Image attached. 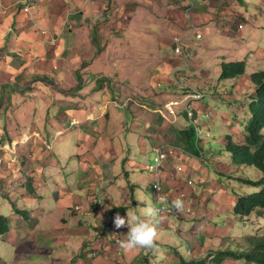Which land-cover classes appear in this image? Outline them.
Here are the masks:
<instances>
[{
    "label": "rangeland",
    "instance_id": "rangeland-1",
    "mask_svg": "<svg viewBox=\"0 0 264 264\" xmlns=\"http://www.w3.org/2000/svg\"><path fill=\"white\" fill-rule=\"evenodd\" d=\"M24 1L5 0L6 4L13 5L4 4L9 10L1 25L11 22L10 18L6 19L9 12L16 13L12 32L6 36L17 38V29L21 26L32 25L40 35L41 30H45L37 22L36 10L32 14L21 12ZM193 2L188 13L189 4L178 0H98L94 4L98 6L97 14L93 12L87 20L91 31L81 33L79 43L72 38V21L74 17L82 19L83 13L76 10L70 16L62 14L57 18L55 43H49L50 36L46 43L55 50V62H40L36 57L29 68L22 71L21 75L27 73L25 76L13 78L12 75L8 82L14 90L11 87V92H0V136L9 149L12 150L11 143L15 145L14 161L21 163L20 154L27 156L26 146L38 137L43 151L50 152L56 164L46 170L49 184L38 190L43 198L32 196L31 201L29 198L26 201L15 197L16 191L24 187L25 193L35 192L28 188L29 180L33 183L34 177L23 176L28 174L24 169L15 168L9 173V182L0 179V213L17 215L13 202L6 197L8 193L14 196L17 206L32 210L33 206L40 208L42 202L48 208L49 213L38 226L53 228L56 221L60 225L53 234L33 236L30 230L28 239L25 235L20 244L9 243L11 237L5 241L0 234V248L5 247L1 248L4 251L0 250L4 256L0 264H64L59 258L60 251L76 253L68 238L87 241L82 252L89 246L90 239L83 240L80 230L74 226H85L90 233L103 228L104 236L125 239L127 227H114L117 213L125 219L127 212L143 217L148 207L160 206L153 193L156 178L148 168L149 164H155L153 152L159 148L168 153L165 168L170 173L166 177L172 181L171 187L165 188L174 190L171 193L174 200L180 198V191H175L179 182L176 180H193L190 185L193 190L201 191L205 186L210 193H216L213 183L217 182L229 192H233L234 187L249 194L259 192L219 173H228L225 166L231 164L225 137L230 136L234 143L245 142V125L251 117L248 105L255 90L251 75L264 71V0ZM31 22L35 25H30ZM192 24L201 38H197V32H192ZM0 29L6 31L4 27ZM175 37L183 39L190 62L183 54L175 53ZM74 46L78 48L76 51ZM4 51L0 50V57ZM21 58L14 53V59L4 61L14 60L12 63L19 73L20 63L17 62H22ZM238 61L246 63L245 74L236 79H221L222 64ZM76 73L81 75L82 84ZM3 79L1 82L9 80ZM99 80H103L102 90L97 89ZM187 87L203 92V99L192 104L193 119L185 115ZM1 88L0 84V91ZM19 89L25 92H17ZM185 127L194 128L196 138L204 139L201 159L178 147L184 143L180 141L179 131ZM24 143L26 146L22 147ZM178 165L184 167V172L176 176ZM56 167L60 168L57 177ZM189 168L200 171L204 178L190 175ZM247 174L254 180L260 175L255 169H249ZM89 177L92 179L86 180ZM56 179L66 191L75 193L70 197L73 206L56 208ZM129 179L138 185L135 206L131 205ZM168 182L164 180L167 185ZM209 208V215L204 219H194V216L181 219L179 217L187 213L183 211L164 215L162 221L160 218L152 221L157 238L166 237L171 246L158 243L159 251H152L156 256H152L150 264H182V258L185 261L197 259L203 251L242 250L247 237L264 235V216L258 213L240 219L230 205L214 217L211 216L214 206L209 205ZM12 220L15 231L21 234L25 228L16 225L17 219ZM30 223L29 229L35 225V222ZM229 229L230 237L224 238L229 235ZM65 231L69 234L64 235ZM96 239L94 237L92 243ZM105 244L107 240L101 246ZM118 245L112 246L113 249ZM98 248L87 252L95 258L93 251ZM69 256H66V264L71 263ZM144 258L140 256L134 264H147ZM212 264L247 263L228 258Z\"/></svg>",
    "mask_w": 264,
    "mask_h": 264
},
{
    "label": "crops",
    "instance_id": "crops-1",
    "mask_svg": "<svg viewBox=\"0 0 264 264\" xmlns=\"http://www.w3.org/2000/svg\"><path fill=\"white\" fill-rule=\"evenodd\" d=\"M2 4L4 5H13V4H6L5 0H1ZM33 2L36 5V11L34 12L37 13V16L39 17V20L37 21L38 24L40 23L41 27L45 30H47L49 33V35L47 36H41L39 34V32L34 31L33 30V25H35V23L31 22L29 23L31 26L29 28H24V27H19L17 30H19L18 32V37H12V36H6V35H2L0 38V50H5V54L0 57V84L1 85H8L9 86V90H5V92H11V84L9 83L12 80V75L13 78H21V76H25L27 73L21 75L22 71H24L26 68H29V64L33 61V58L37 57V60L40 62H44V61H48V62H55V59H53V56L55 55V50L53 51L52 49L48 48L49 46H47V38L48 36L54 35L55 34V27L58 25L57 22V18L62 16V14H67L68 16L72 15V13L76 10H80L83 13V17L82 19L78 18V17H74L73 21H72V38L76 39V43H79L80 41V34L81 33H89L91 31V27L88 26V18L92 17V13L94 12V15L97 14V7L98 6H94L95 3H98V0H33ZM70 9V10H69ZM69 12V13H68ZM16 13L14 12H9L8 16L6 19L10 18L11 22H9L8 24L11 23V25H8V27H11L13 25L14 22H16ZM51 18H55L54 19H50ZM0 28L3 27V25H1V23H4L5 20L0 19ZM24 25V24H23ZM91 26V25H90ZM22 30V31H21ZM90 30V31H89ZM15 33V32H14ZM46 45V46H43ZM78 48L76 46L73 47V50H77ZM42 52V53H41ZM14 53H17L19 56H21L22 58L20 60H22V62H17L20 63L19 67V73L17 68H15V63H12L14 60H12V62L8 61L7 63L4 61L5 59H11L13 57L14 59ZM15 62V61H14ZM35 63V62H33ZM51 63V64H52ZM14 64V65H13ZM18 67V66H17ZM3 78H8L9 80H7V82H1L4 79ZM9 81V82H8ZM13 90L15 87H12ZM2 91V88H1ZM17 92H25L22 89H19ZM32 92V90H31ZM51 122V121H50ZM37 131H39L38 129H36ZM35 131V132H37ZM39 136H41L39 134ZM36 137V139H33L30 142V145L26 146V144H22L24 146L27 147L28 149V155L26 156V154H20V159H21V163L18 162L17 160H13L10 164H5L3 167H0V179L3 180H8L9 177V173L13 172L15 170V168L17 170H25L28 172V174H23L24 175H31L34 177V181H33V187L35 186V192L28 194L25 193V187L22 189H18L16 191V195L15 197L17 198H24L26 201L33 197H42V195H40L38 193V190L44 186L49 184V182H47V177L45 176L46 174V170L50 169L51 167L55 166V159L51 158L48 154L50 152L48 151H43L44 146L43 143L41 142V140ZM42 138L46 141V139L42 136ZM120 145V144H119ZM80 146V144H79ZM21 150V147H20ZM124 159V158H123ZM23 166V167H22ZM59 167H56V177H57V173L59 171ZM169 173L170 172H166V168L163 171V177L165 178L164 180H168V185L165 183L166 187H171V179L167 178L169 177ZM189 173L190 175H194L195 176H200L201 178H204L203 175L200 173V171L198 172V170H194V169H190L189 168ZM52 176V175H51ZM167 176V177H166ZM32 178V177H31ZM88 179H92V177L87 178ZM33 180V179H32ZM179 181V182H177ZM9 182V180H8ZM62 182H64L62 180ZM176 187H175V191L178 190L180 191V199L183 201L184 206L185 207H191L192 212H187L186 217L185 214L181 215V219H185V218H192L194 216V219L198 218V219H204L209 215V205H213L215 210H211V216L218 215L220 213V211L224 210L225 206H235L236 204V194L233 192H229L228 190L224 189L223 187H220L218 182L217 183H213V185L215 184V188L216 193H210L207 190V187L202 186L203 188L201 189V191L198 190H193V186H190L187 181H181V180H176ZM35 184V185H34ZM60 182L59 180L56 179V191L54 192V198L56 200V208L60 209V208H68L73 206L72 202H71V195H75V193H72L71 191H66V188H63L62 186H60ZM136 184H138L136 182ZM207 184V183H206ZM8 190V189H7ZM15 190V189H14ZM9 191V190H8ZM13 191V189H12ZM174 190H172L173 192ZM10 192V191H9ZM70 192V193H69ZM182 193V194H181ZM7 196L12 202H16L14 199L13 195H8V193H6ZM130 194V193H129ZM184 194V195H183ZM31 197H30V196ZM136 198H138L137 193H135ZM33 196V197H32ZM130 196V195H129ZM173 197V196H172ZM29 198V199H27ZM174 199V197H173ZM139 201V199H138ZM140 204V202H138ZM17 204V203H16ZM18 205V204H17ZM38 206V205H37ZM37 206H33L32 210L30 209H25L24 207H20L21 209H25L29 212L28 216L25 221V217L21 216L20 214L17 213L16 214H11L10 216L7 215L10 219H11V230L6 233L1 235L3 237V239L5 241L8 240L9 237H11L10 240H8L9 243L13 242V243H17L20 244L21 242H23L24 236L28 239L29 235L28 233L30 232V230H32V232H34V235H46V234H53L55 232H57L60 222L56 221V226L51 228L48 226V228H42L41 226H38L41 221L42 218L46 217L48 212V208L44 207V205H42V202L40 204V208H37ZM39 209H41V212H39ZM217 210V211H216ZM46 212L45 214L42 212ZM214 211L216 214H214ZM42 213V214H38ZM3 214V213H2ZM6 215V214H4ZM19 216V217H18ZM170 217V216H168ZM17 219L16 225L21 226L23 225V227L25 228L23 230V232L21 234H18L15 231L14 228V224H13V220L12 219ZM85 218V217H83ZM169 220V219H168ZM65 221V219H64ZM30 222H35V225H33L34 227H32L31 229H29L30 226ZM81 223V220H80ZM210 226V225H209ZM74 229H78L80 230V233L82 235L83 240L86 241V239H90L89 243L85 248V252H82L81 250L84 249V246L86 244V242L82 243V240H73L71 238H68L69 244L72 245L75 249H76V253H74L72 250H67V251H60L59 252V258L64 260V264H66V256L69 254V259H71V263L70 264H118V262H116L114 259H117V261H119L121 264H134L135 260L138 259L140 256L141 257H145V263L150 264L152 256H156V254H153L152 251L150 250H145V249H138L135 251H131V252H127L125 253L118 245L117 248L113 247L117 244L112 238V235L109 236H104L105 232L103 230V228H101V230L99 232L96 233H90L87 230V227L85 226H74ZM210 230L209 232H212L213 229L210 226ZM56 229V231H54ZM185 231L184 229H182V232ZM230 233L231 230H228V234L227 237L226 235L224 236V238H228L230 237ZM23 234V235H22ZM69 232L65 231L64 235H68ZM63 235V236H64ZM101 235H103L104 237H102ZM23 236V237H22ZM97 237V239L92 243L93 238ZM160 239H165V240H160ZM166 237L160 236L159 238H157V244L158 243H164L167 245L171 244L168 242V240H166ZM108 241V243L111 245L110 250L105 254H101L99 256H96L95 258L91 257L87 251H89L90 249L93 248H100L101 244L104 241ZM198 242V241H196ZM200 244V243H199ZM197 244V245H199ZM14 245V244H13ZM113 246V247H112ZM166 247V246H165ZM168 247V246H167ZM4 248L5 247H1ZM0 248V250H1ZM193 249V248H192ZM113 250V252H112ZM120 250V251H118ZM4 251V250H1ZM0 251V259H3L4 256L2 255L3 253ZM118 251V252H117ZM80 252H82V254L80 255ZM117 252V253H116ZM163 254L166 255V252H164Z\"/></svg>",
    "mask_w": 264,
    "mask_h": 264
},
{
    "label": "trees",
    "instance_id": "trees-1",
    "mask_svg": "<svg viewBox=\"0 0 264 264\" xmlns=\"http://www.w3.org/2000/svg\"><path fill=\"white\" fill-rule=\"evenodd\" d=\"M4 16L5 15L0 12V19H3ZM8 25H11V23L3 25V27L7 28ZM1 36L2 35H0V37ZM221 68V79H236L245 74L246 63L244 61L223 63ZM75 75L78 77L79 84H82L83 80L81 75L79 73H76ZM38 79L45 81V79L42 78ZM97 82V89L102 90L103 80ZM251 82L254 85L255 90L248 105L251 117L245 125V142L234 143L230 136L225 137L227 142L226 150L231 154V164L225 166L229 170L228 173H219V175L227 177L228 180H235L240 184L259 189L258 193L249 194L234 187L233 193L236 194L237 199L236 204L233 207V212L234 215L240 219L250 217L254 213H258L260 217L264 216V71L252 74ZM78 88H80L79 85ZM5 90H9L8 85H4L0 92ZM186 91H189V89L186 88ZM185 115L188 117L186 111ZM197 127L199 129V126ZM195 134L196 131L194 128L191 130L190 128L185 127V129L179 131L180 141L184 143L178 144V147L183 149L187 154L201 159V153L203 152L201 145H204L205 141L204 139H197ZM9 142L11 141L9 140ZM219 166L222 167V164H219ZM249 169H255L259 172L260 175H258L257 179L254 180L249 177L247 174ZM30 180L28 188L30 191L34 192L35 187L33 188V184ZM132 182V180L129 181L131 191L130 198L132 200L131 205L135 206L137 203L135 193L138 185L136 186L134 185L135 183L133 184ZM13 207L16 213L26 218L29 217V212L18 207L16 202H13ZM11 227V219L0 213V234L8 233L11 230ZM166 246L168 245L166 244ZM244 248L245 249L238 251L231 249L214 250L217 253V256L212 263L217 260L223 261L231 258L235 261H245L247 264H264V235L256 234L255 236L247 237ZM182 264H209V262L193 258L189 261H185L184 258H182Z\"/></svg>",
    "mask_w": 264,
    "mask_h": 264
},
{
    "label": "built area",
    "instance_id": "built-area-1",
    "mask_svg": "<svg viewBox=\"0 0 264 264\" xmlns=\"http://www.w3.org/2000/svg\"><path fill=\"white\" fill-rule=\"evenodd\" d=\"M178 1L180 3L189 4L187 11L188 13H190L191 8L194 6L193 0H178ZM24 2H25V5L22 7L21 11L23 13L32 14L36 10L35 3L33 2V0H25ZM8 10H9V7L4 6L0 0V12L3 15H6ZM191 30L192 32H197V27L194 24H192ZM11 32H12L11 27H7L5 32H3V30L0 29V35H6ZM40 33L41 35L44 36L47 33V31L41 30ZM201 37L202 35L197 32V38H201ZM173 42L175 45V53L183 54L185 58L190 62L191 61L190 53L186 51L185 45L183 43V39L179 37H175ZM49 43L51 45L55 43V36L54 37L53 35L50 36ZM187 89H189V93L185 97L186 98L185 111L188 114V118L193 119L194 112L192 111L193 109L192 104L195 102H200L203 99V92L198 89L191 88V87H187ZM10 147H12V150L9 149L7 143H5V140L0 136V167H3L5 164H10L14 160V155L16 154V151H14L13 148L15 147V145L11 143ZM153 153H155V158H154L155 164H149L148 168L153 174V176L156 178V181L153 185V193H154L155 198L160 202V206L157 209L160 210V221H162V217L164 215L176 214V211L170 208L171 202L174 200L171 194L173 192L172 190H169V188L168 190L165 188L166 186H165L164 179H163V171L165 168L166 161L168 159V153L166 149L164 148H159L155 150V152ZM183 172H184V167L182 165H178L176 167V176L180 175ZM187 183L189 185H193L194 181L189 180ZM159 197H163L164 199L162 200L158 199ZM184 211L192 212V209L191 207H186ZM113 240L116 243L121 241L120 237H116V239H113ZM110 247L111 245L108 243V244L101 246L98 249H95L93 251V256L96 257V256H99L100 254L107 253L110 250ZM198 256L200 257L198 258ZM198 256H197V260H200V261L206 260L209 262V264H211L212 261L217 256V253L214 250L203 251Z\"/></svg>",
    "mask_w": 264,
    "mask_h": 264
},
{
    "label": "clouds",
    "instance_id": "clouds-1",
    "mask_svg": "<svg viewBox=\"0 0 264 264\" xmlns=\"http://www.w3.org/2000/svg\"><path fill=\"white\" fill-rule=\"evenodd\" d=\"M158 199H164L159 197ZM170 208L176 212L182 213L184 211V203L180 198L171 202ZM144 217H147L145 219ZM160 218V210L154 207H148L143 217L127 212L126 219L118 213L114 217V227L120 229L127 227L128 231L125 239L119 241V247L125 252H131L138 249H145L150 251H159L157 248V229L152 223Z\"/></svg>",
    "mask_w": 264,
    "mask_h": 264
}]
</instances>
